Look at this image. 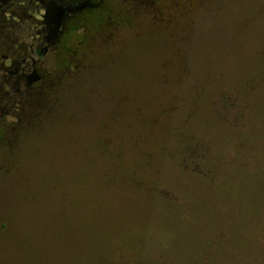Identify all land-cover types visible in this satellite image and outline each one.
<instances>
[{
    "label": "rangeland",
    "instance_id": "374dc122",
    "mask_svg": "<svg viewBox=\"0 0 264 264\" xmlns=\"http://www.w3.org/2000/svg\"><path fill=\"white\" fill-rule=\"evenodd\" d=\"M129 2L0 113V264H264V0Z\"/></svg>",
    "mask_w": 264,
    "mask_h": 264
},
{
    "label": "flooded vegetation",
    "instance_id": "af4514ba",
    "mask_svg": "<svg viewBox=\"0 0 264 264\" xmlns=\"http://www.w3.org/2000/svg\"><path fill=\"white\" fill-rule=\"evenodd\" d=\"M106 1L0 0V113L44 111L64 69L78 67L64 62V45L93 30Z\"/></svg>",
    "mask_w": 264,
    "mask_h": 264
}]
</instances>
